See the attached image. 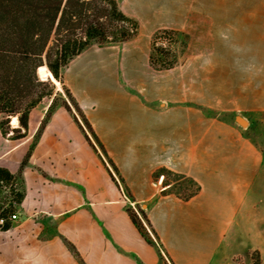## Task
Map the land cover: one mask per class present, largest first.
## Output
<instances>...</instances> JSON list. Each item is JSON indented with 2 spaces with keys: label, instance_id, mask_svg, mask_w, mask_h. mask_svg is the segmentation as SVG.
Wrapping results in <instances>:
<instances>
[{
  "label": "crops",
  "instance_id": "obj_1",
  "mask_svg": "<svg viewBox=\"0 0 264 264\" xmlns=\"http://www.w3.org/2000/svg\"><path fill=\"white\" fill-rule=\"evenodd\" d=\"M118 1L140 29L174 28L193 40L169 70L150 66L140 32L92 45L63 70L134 198L59 106L23 168L26 194L11 227L0 230V264H161L129 206L146 212L173 264H215L238 224L254 232L264 151L206 107L264 112V76L246 71L248 51H264V0ZM258 58L252 63L264 66ZM50 102L31 111L26 137L9 139L0 130V166L19 171ZM160 166L193 176L201 191L188 201L162 195L163 177L153 178Z\"/></svg>",
  "mask_w": 264,
  "mask_h": 264
},
{
  "label": "trees",
  "instance_id": "obj_2",
  "mask_svg": "<svg viewBox=\"0 0 264 264\" xmlns=\"http://www.w3.org/2000/svg\"><path fill=\"white\" fill-rule=\"evenodd\" d=\"M139 32L138 19L125 13L118 0H0V130L3 136L14 140L26 137L31 111L44 99H51L19 171L13 173L0 166V230L11 227L12 215L26 194L23 168L59 106L72 115L112 179L119 186L123 184L127 194L134 198L78 100L65 84L63 70L90 46L125 42ZM189 42L188 33L174 28L158 29L150 40V66L155 70L176 67ZM42 65H46L55 80L62 84L64 95L57 90L55 81L39 78L37 69ZM11 117L18 118L17 127L11 126ZM160 177H163L162 195L174 194L188 201L202 189L193 176L167 166L154 171L153 178ZM5 187H9L8 192ZM127 212L144 238L158 246L161 264H164L167 258L161 249L162 241L146 212L140 206L137 209L129 206ZM66 242L76 252L75 247Z\"/></svg>",
  "mask_w": 264,
  "mask_h": 264
},
{
  "label": "rangeland",
  "instance_id": "obj_3",
  "mask_svg": "<svg viewBox=\"0 0 264 264\" xmlns=\"http://www.w3.org/2000/svg\"><path fill=\"white\" fill-rule=\"evenodd\" d=\"M158 30V29H157ZM149 23H143L140 29L139 41L144 47L150 45V40L154 32ZM186 33V32H185ZM190 35V34H189ZM193 42L190 35V42ZM259 57V58H258ZM255 58L264 60V51H248V65L246 71L248 75H253L256 72L264 76V66H255L252 63ZM244 67L242 70L244 71ZM57 90L64 95V90L60 82H56ZM208 113L224 119L232 123L237 130L250 139H252L264 151V112L259 114H249L245 111L237 112H221L215 108H208ZM78 118L82 121L77 113ZM5 192L9 191V187H5ZM257 207L251 214V218L255 220L254 232L243 230L239 231V224L228 237V241L223 245L218 261L215 264H264V172L257 182ZM258 233L256 234L255 233ZM256 234V235H255ZM164 264H173L169 259H166Z\"/></svg>",
  "mask_w": 264,
  "mask_h": 264
},
{
  "label": "water",
  "instance_id": "obj_4",
  "mask_svg": "<svg viewBox=\"0 0 264 264\" xmlns=\"http://www.w3.org/2000/svg\"><path fill=\"white\" fill-rule=\"evenodd\" d=\"M37 73H38L39 78L42 80H46V79L50 78L53 81H56L52 73H50V74L41 73V71H39V69H37Z\"/></svg>",
  "mask_w": 264,
  "mask_h": 264
},
{
  "label": "bare ground",
  "instance_id": "obj_5",
  "mask_svg": "<svg viewBox=\"0 0 264 264\" xmlns=\"http://www.w3.org/2000/svg\"><path fill=\"white\" fill-rule=\"evenodd\" d=\"M38 69H39V71H41V73H45V74H50L51 73V71L49 70V68L46 65H42ZM55 82H57V81H55ZM15 119H16V117H14L12 119L13 125L16 123Z\"/></svg>",
  "mask_w": 264,
  "mask_h": 264
},
{
  "label": "built area",
  "instance_id": "obj_6",
  "mask_svg": "<svg viewBox=\"0 0 264 264\" xmlns=\"http://www.w3.org/2000/svg\"><path fill=\"white\" fill-rule=\"evenodd\" d=\"M16 218H17V214L15 213L12 215V219H16Z\"/></svg>",
  "mask_w": 264,
  "mask_h": 264
}]
</instances>
